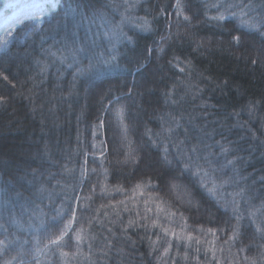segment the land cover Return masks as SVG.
I'll use <instances>...</instances> for the list:
<instances>
[{
	"label": "trees",
	"instance_id": "1",
	"mask_svg": "<svg viewBox=\"0 0 264 264\" xmlns=\"http://www.w3.org/2000/svg\"><path fill=\"white\" fill-rule=\"evenodd\" d=\"M15 1L0 0V11ZM57 1L56 8L40 17L38 24L27 20L12 30L14 38L0 49V72L9 77L8 81L0 79V96L7 99L0 106V224L7 229H0V239L13 241L8 254L19 252L18 259L25 264H161L167 259L161 256L163 247L154 251L148 239L151 236L155 241L157 232L163 236L160 229L152 228L147 234L143 228L128 229L126 234L122 231L129 219L144 215L145 201L151 197L150 217L155 218L156 202H160L177 213L172 221L161 215V224L179 232L186 222L185 231L201 240L199 245L191 242L188 248L181 241L177 248L178 242L168 237L174 245L169 255L174 259H167V264H216V260L220 264H249L253 259L264 264L260 255L264 239L255 233L248 218L249 211L255 210L250 205L259 207L264 200V36L240 23L239 7L230 9L236 17L225 14L224 21L210 19L219 14L220 3L225 7L250 4L244 10L259 19L264 16V0H181L184 14L194 17L191 25L176 15V0H139L128 11L125 0ZM94 10L105 14L103 23L99 18L92 22ZM121 14L132 21L122 25L131 39L115 42L110 52L104 32L120 21ZM136 22H147L151 30H141ZM30 28L35 30L28 34ZM241 34L242 41L236 45L232 36ZM93 41L94 53H103L104 59L114 54L116 60L73 80L76 67H86L88 59L79 56L80 64L69 68L70 50L83 42L91 46ZM196 44L202 46L194 51ZM62 55L68 57L65 63L60 62ZM38 59L48 65L44 73L36 64ZM250 104L254 105L251 112ZM119 107L124 109L123 124L115 114ZM172 117L179 120L180 127L172 124L175 133H162L161 142L154 146L146 130L161 133ZM253 131L263 139H256ZM181 140L185 150L198 141L211 146L208 151L212 153H219L216 141L232 148L227 159L235 158L234 166L224 171L233 180L217 193L220 203L200 188L199 178L190 173L181 176L179 171L176 175L181 179L176 183L180 187L171 188L179 200L168 194L170 187H165V181L169 169L159 161L165 146L170 159L177 155L173 145ZM130 150L136 163L125 160ZM210 159L215 168L226 162L222 155ZM34 169L39 182L30 184ZM215 177L217 184L227 178L220 172ZM141 178L148 186L134 194ZM41 182L47 189L43 194L37 192ZM117 186L123 190L115 191ZM101 187L107 189L106 194L101 193ZM241 188L245 194L235 199L244 216L242 223L249 227L242 244L237 241L230 247L224 243L236 223L230 202ZM88 195L92 200L85 202ZM81 204L85 206L81 208ZM34 205H39L38 218L32 215ZM71 208L77 209L79 217L74 229L83 225L87 230L79 252L75 240L67 237L62 249L45 248V236L63 226ZM12 215L21 218V227L9 221ZM90 217H96L91 226ZM208 229L217 230V235ZM243 245L248 246L246 251L239 252ZM60 250L69 256L62 258Z\"/></svg>",
	"mask_w": 264,
	"mask_h": 264
},
{
	"label": "snow or ice",
	"instance_id": "2",
	"mask_svg": "<svg viewBox=\"0 0 264 264\" xmlns=\"http://www.w3.org/2000/svg\"><path fill=\"white\" fill-rule=\"evenodd\" d=\"M139 2V0H125V11H128V9L135 7L136 4ZM207 7V5H205ZM35 10H38L40 12L44 11V8L42 5H35L33 6ZM115 7H120L119 5H115ZM176 8V15L178 17L182 16L183 20L191 25L192 19L194 17L185 15V8L183 4L181 3V0H176V4L174 5ZM213 7H217V5H213ZM233 7H239V18L240 23L242 25H245L251 30H255L260 33L261 36H264V16H261L259 19L256 17L249 16L248 13L244 10L246 8H250V4L245 5H234V4H228L227 7H225L224 3H220L218 6V15L210 17L211 20L215 21H224L225 20V14L236 17L237 13L234 11H230ZM220 8H223V11H219ZM27 19L35 21L37 24L39 23L40 17L25 14ZM105 14L99 10H94L92 15V22L94 23L97 18L101 20V22H104ZM83 18V17H82ZM139 19V18H138ZM16 22V23H22L20 21L19 17H17L15 14L9 18V22ZM126 22H132L129 20V18L123 14H121V19L118 22H113L111 24V27L108 28L107 31L104 32V36L108 39L109 44L111 45V49L109 51L111 52L115 48V42H119L121 40L127 39L130 40V37H127L126 34L123 32L122 25ZM135 26L140 28L144 31L151 30L150 27L147 25V22L139 23L136 22ZM35 29L30 28L28 30V34H31L32 31ZM194 36L195 33H192ZM10 38H14L13 31L12 30H6L5 33L0 36V49L6 48L8 43L10 42ZM243 34L241 35H234L232 36V41L239 45L242 41ZM163 39V38H162ZM76 42L74 41V44ZM95 45V42H92V45L90 46L87 42H83L79 46H75L70 50V56H71V63L68 64V67L71 68L73 66H77L80 64V61L78 59L79 56H86L88 59V64L86 67L84 66H77L76 71L73 73V80L77 79L79 75H83L85 72L96 69L99 65L109 64L111 61L116 60V56L109 55L107 59L103 58V53L96 54L92 51V46ZM202 45L196 44L195 50H198ZM52 56H55L56 53L52 52L51 49L47 50ZM151 52V50H149ZM161 52L164 51L163 47L160 49ZM61 63H65V61L68 59L66 56H60L59 57ZM171 63V61H169ZM253 64L256 63L255 60L252 61ZM37 66L40 68V72L44 73L47 70L48 65L41 61L36 60ZM183 71V69H181ZM0 79H3L4 81H8L9 77L5 75L3 72H0ZM14 86V85H13ZM168 96V94H165ZM116 102H119V98L116 99ZM7 103V99L3 96H0V106H3ZM111 103V102H110ZM173 103L175 101L173 100ZM254 105H249V111L251 112ZM123 107H119L115 109L116 116L120 119L121 124H123ZM101 124H103V121H101ZM172 124H175L176 128L180 127L179 120H177L175 117H172L169 122V127L163 128L161 133H155L151 134V130H146V134H148V140L155 146L156 144L160 143L159 137L162 135V133L166 132L169 134V136L173 135L175 133V129L171 126ZM126 131V129H125ZM187 132V130H185ZM126 138V137H125ZM184 141H177L173 147L176 149L177 155L173 156L171 159L169 149L167 146L163 148V157L159 161L162 165L167 166L169 169L167 173V179L165 181V187H170L172 189H178L180 187L179 184L176 182L181 179V176L185 173H190L193 177L199 178V186L200 188L204 189L209 196H211L213 199H217V191L218 189L223 187V184L232 182L233 177L227 176V173L224 171L229 166H234V159H227V156L233 151L230 146H225V144H222L220 141L215 142V146L219 147V153H212L208 151L209 145H202V141H198L197 143L193 144L190 149L185 150L182 145H184ZM129 148H131L129 144ZM213 155H222L225 157L226 162L223 164H220L219 168L213 167V161L210 159ZM125 160L126 162L128 160H131L133 163L137 162V158L135 154L130 150L129 152L125 153ZM201 160H203V163H201ZM207 165V167H205ZM87 170H85L86 172ZM92 171H95L93 169ZM179 171L181 173V176L176 175V172ZM220 172L222 176H226V179H222L220 184L216 183V177L215 173ZM233 172H235V168L233 167ZM41 175H43L41 173ZM211 179V187H208L209 180ZM150 180V178H149ZM34 181L39 182L37 177V170H33L32 173V179L28 181V183L32 184ZM7 183H11L10 181ZM148 185H146L143 181V178L138 180L136 185L133 188V193L135 194L137 190H141L143 188H146ZM101 193L106 194L107 189L104 187H101ZM115 191H122L123 189L117 186ZM45 191H47L44 183H39V188L37 189V192L40 194H43ZM91 192H95V186L91 189ZM246 190L241 188L239 192H236L233 194L234 199L230 202V206L232 207L233 215L235 218L236 223L231 226L230 234L228 235L227 240L224 241L226 245L234 246V244L237 241H240L242 244V241L244 239L245 233L248 231V225L242 223L244 220V216L240 214L239 212V206L238 202L235 199V197L243 196L245 194ZM8 192L5 189L4 190V196H7ZM17 197L20 196L19 193H16ZM77 201H80V197H76ZM85 202L92 200V195L85 196L84 198ZM152 198L150 197L149 200L145 201V210L144 215L140 216L138 213V219H129L127 224L122 225V231L126 234L128 229L131 228H143L145 231V234H147L152 228H158L163 232V236L159 234V232L155 233L156 240L153 241L151 239V236H148L150 247L154 251H159L160 247H163V252L161 256L167 257V259H174L169 255L170 249L174 246L172 242L167 239L168 237L174 238L176 242H178L175 247L179 248L180 244L179 242L185 241L184 244L185 248L191 247V242L195 241L197 245L201 244V240L197 237H194L191 232H186L185 229L187 228L186 222L181 227V230L177 232L174 228H171L169 226L163 225L160 223L161 215L163 214L164 219L168 221H172L173 217L177 215L175 211H173L171 208L165 209L160 202H156V211H155V218H152L148 215V213L152 212L153 209L148 206L149 201ZM120 204H123V201L118 202ZM217 203H220V200L217 199ZM85 205L81 204V208H83ZM110 205H101L102 208H107ZM229 203H225V207H228ZM111 207L115 208V205H111ZM39 208V205H34L32 208V215L35 217H39L40 213L37 211ZM250 208H254L255 210H250L248 213L249 223L254 226L255 233L259 234V237L261 239H264V200L261 201V204L259 207H256L254 205H250ZM25 211L28 209L25 208ZM125 210H127L125 208ZM71 215L68 217V219L63 223V226L60 227L56 232H52L51 234H48L45 236V239L47 240V243L44 244L45 248L53 247L56 249H62L66 245V237L69 239H74L76 242L77 247V253L79 252V245L83 242V240L86 237L87 230L84 228L83 225H81L78 228L74 229V224L79 222V217L77 215V209L71 208ZM99 210H97L98 212ZM117 218L119 219V212L117 211ZM259 214V216H258ZM105 215H108L107 212H105ZM57 216H60V213H57ZM181 219H183V213H180ZM31 219V218H30ZM56 219L55 217L53 218ZM63 219V217H61ZM96 219V217H90L88 220L89 226L92 224V220ZM259 220V222H257ZM9 221L18 226L21 227V218L17 217L15 215H12L9 217ZM117 221H110V223L115 224ZM43 221H41V226L43 225ZM122 223V222H121ZM0 229H3L4 231H7L6 228H4L3 224H0ZM111 232V229H109ZM201 232H204V229H200ZM219 231H224V229H220ZM207 232L211 233L214 237L217 235V230L208 229ZM71 233V235H70ZM143 238V237H142ZM130 239V237H129ZM13 241L7 240V237L5 239H0V264H25V261L22 259H18L20 256V253L18 252L15 256H11L8 254V246L12 244ZM26 243V242H25ZM37 243H40L38 240ZM135 243V241H133ZM247 245L241 246L238 251L239 252H245L247 249ZM40 249H37L39 251ZM196 251L199 252L200 248L197 247ZM77 253H72L73 256H75ZM60 256L62 258H66L69 256L68 252H65L63 250H60L59 252ZM179 254V253H178ZM262 257H264V252L260 254ZM7 257V258H4ZM167 259L161 260V257H158V260H161V264H167ZM184 259H188L187 253H185ZM213 259L215 260V250L213 249ZM245 260L248 261V258L245 257ZM37 264H39V261H37ZM216 264H220L219 260H216ZM249 264H256V261L253 259L249 261Z\"/></svg>",
	"mask_w": 264,
	"mask_h": 264
},
{
	"label": "rangeland",
	"instance_id": "3",
	"mask_svg": "<svg viewBox=\"0 0 264 264\" xmlns=\"http://www.w3.org/2000/svg\"><path fill=\"white\" fill-rule=\"evenodd\" d=\"M34 4H24V3H14V4H11L9 6H7L6 10L9 11V15H7L6 17H3V13H0V30H5V29H11V28H14L18 23L16 22H9V18L12 17L14 14L19 17L20 21H22L25 17H26V13L27 14H33L35 13L36 11L38 10H35L33 6L35 5H42L44 6L45 4H50V5H53L54 2L51 1V0H38V1H34L33 2ZM261 70H263L262 67H260ZM246 116L247 117H250L251 115L249 114V112H246ZM254 133V137L256 139H263V136L262 135H259L257 133V131H253ZM264 142H262L263 144ZM145 163V162H144ZM145 165L146 163L144 164V170H145ZM148 165V164H147ZM168 194H171V197L175 200H179V198L175 195V192L172 191V189H168ZM174 196V197H173ZM186 206V208L188 207H191V205H187V204H184L182 203V206ZM184 206V207H185ZM192 208V207H191Z\"/></svg>",
	"mask_w": 264,
	"mask_h": 264
}]
</instances>
